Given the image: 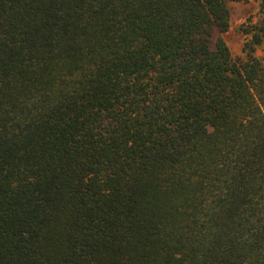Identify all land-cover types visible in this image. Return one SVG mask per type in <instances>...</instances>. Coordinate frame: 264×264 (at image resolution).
Masks as SVG:
<instances>
[{"label":"trees","instance_id":"obj_1","mask_svg":"<svg viewBox=\"0 0 264 264\" xmlns=\"http://www.w3.org/2000/svg\"><path fill=\"white\" fill-rule=\"evenodd\" d=\"M0 0V264H264V0Z\"/></svg>","mask_w":264,"mask_h":264},{"label":"rangeland","instance_id":"obj_2","mask_svg":"<svg viewBox=\"0 0 264 264\" xmlns=\"http://www.w3.org/2000/svg\"><path fill=\"white\" fill-rule=\"evenodd\" d=\"M228 8L230 12V27L222 30L217 27L212 37V48L216 49V44L220 38H223L228 44L234 56L245 57L243 44L245 35L241 29L242 24L248 17L259 20L262 16L260 12V3L258 0L229 1ZM257 55L264 61V44L257 50Z\"/></svg>","mask_w":264,"mask_h":264}]
</instances>
